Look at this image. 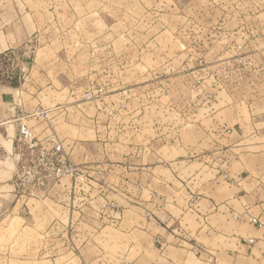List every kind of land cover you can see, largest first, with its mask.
I'll use <instances>...</instances> for the list:
<instances>
[{
  "label": "rangeland",
  "instance_id": "1",
  "mask_svg": "<svg viewBox=\"0 0 264 264\" xmlns=\"http://www.w3.org/2000/svg\"><path fill=\"white\" fill-rule=\"evenodd\" d=\"M238 2H4L28 9L23 20L37 21V30L16 54L0 55V85L22 87L25 99L40 92L51 148L60 144L62 159L81 175L51 172L35 190L43 200L29 203L31 215H5L0 264H120L138 256L125 250L134 241L141 245L137 231L145 230V220L162 224L165 213L191 214L194 185L214 175L204 158L215 139L229 143L220 135L225 117L228 132L241 115L221 111L215 121L209 107L239 99L231 72L264 75V62L244 58V47L217 27ZM233 44L236 54L229 56ZM256 82L264 78L249 84ZM66 181L69 220L68 209L55 204L64 195L54 186ZM54 193L60 194L55 203L48 200ZM145 246L152 251L158 243Z\"/></svg>",
  "mask_w": 264,
  "mask_h": 264
},
{
  "label": "crops",
  "instance_id": "2",
  "mask_svg": "<svg viewBox=\"0 0 264 264\" xmlns=\"http://www.w3.org/2000/svg\"><path fill=\"white\" fill-rule=\"evenodd\" d=\"M238 1L225 13L221 27H217L244 47V58L264 62V0ZM4 2L7 0H0V55L16 54L17 48L23 49L30 41L37 30V21L32 19V25H26L23 17L29 13L28 9L6 6ZM235 49L233 44L227 54L234 56ZM228 60L234 61L236 57ZM249 71L242 68L231 72L234 81L230 88L238 90L235 92L240 95L238 100L224 105L213 103L209 107L214 108L209 119L215 121L221 111L226 115L239 110L241 115L237 128L228 132L226 128L231 127V119H224L225 129L220 128V135L222 140H229L227 145L224 143L226 147L215 139L206 158L198 154L207 163L206 172L214 175L194 185L195 196L189 199L191 214H181L178 218L165 213L162 224L145 220V230L137 231L141 245L134 241L125 250L127 255L137 252L138 256L120 264H264V83L256 82L254 87L249 84L264 75ZM32 93L25 99L22 87L0 85V221L15 212L31 215L29 203L43 200L37 192H24L18 182L17 162L26 154L19 141L21 123L31 127L39 142L51 140V119H45L38 112L45 109L40 105V92ZM48 109L51 111V107ZM227 178L230 181H224ZM71 186L67 181L54 186L63 193L62 202L55 203L58 193L48 199L68 209L67 220L74 212L70 203L65 202L67 191H70L69 199L72 195ZM173 222L176 229L171 228ZM151 239L158 243L152 251L145 246ZM252 239L254 242H249ZM196 246H199L197 254Z\"/></svg>",
  "mask_w": 264,
  "mask_h": 264
},
{
  "label": "built area",
  "instance_id": "3",
  "mask_svg": "<svg viewBox=\"0 0 264 264\" xmlns=\"http://www.w3.org/2000/svg\"><path fill=\"white\" fill-rule=\"evenodd\" d=\"M38 112L40 115L42 114V112ZM19 141L26 150L25 156L17 162L18 182L24 192H35L44 183L45 176H51V172L56 174L68 172L69 175L75 177L81 175L79 168L67 165L65 159H62V146L60 144L53 145L51 148V140L46 143L39 142L31 127L26 123H21L19 127ZM53 162H56V165H53ZM42 170L46 172L44 175ZM253 222L257 221L254 219ZM258 224L261 225L259 222ZM249 242L252 243L254 240ZM194 251L197 254L199 246H196Z\"/></svg>",
  "mask_w": 264,
  "mask_h": 264
},
{
  "label": "trees",
  "instance_id": "4",
  "mask_svg": "<svg viewBox=\"0 0 264 264\" xmlns=\"http://www.w3.org/2000/svg\"><path fill=\"white\" fill-rule=\"evenodd\" d=\"M13 85V84H12Z\"/></svg>",
  "mask_w": 264,
  "mask_h": 264
}]
</instances>
